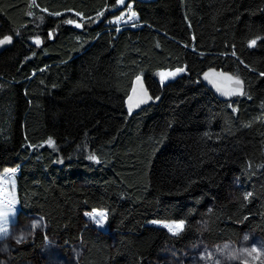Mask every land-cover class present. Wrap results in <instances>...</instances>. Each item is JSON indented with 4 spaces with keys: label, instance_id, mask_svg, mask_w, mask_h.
<instances>
[{
    "label": "trees",
    "instance_id": "16d2710c",
    "mask_svg": "<svg viewBox=\"0 0 264 264\" xmlns=\"http://www.w3.org/2000/svg\"><path fill=\"white\" fill-rule=\"evenodd\" d=\"M117 5L0 0V39L13 36L0 52V173L19 166L17 218L47 225L18 260L48 237L73 264H164L167 247L264 231V0H134L139 24L119 29L106 23ZM211 66L245 92L216 97L200 79ZM176 67L185 71L155 76ZM139 75L158 100L129 111ZM93 209L109 232L85 219Z\"/></svg>",
    "mask_w": 264,
    "mask_h": 264
},
{
    "label": "rangeland",
    "instance_id": "374dc122",
    "mask_svg": "<svg viewBox=\"0 0 264 264\" xmlns=\"http://www.w3.org/2000/svg\"><path fill=\"white\" fill-rule=\"evenodd\" d=\"M117 8L119 12L109 17L106 23L115 25L118 29L127 24L131 26L139 24V17L133 7V1L127 4L118 2ZM132 13H135L134 17H132ZM101 14L103 16L104 13ZM67 22L73 25H80L82 23V15L74 11L68 16ZM180 69H183V71H178ZM184 71L185 69L181 67L159 69L156 71L155 76L161 82H166ZM18 171L19 166H15L6 168L0 173V212H3L9 204L15 210L14 219H10L6 226L7 235L0 232V264H42L41 260L45 261V264H68V260L69 264L70 262L73 264L75 255L68 259L65 255L54 250L53 246H55V243H50L48 237L46 247L39 250L38 256L24 260H18L14 257L22 246V242L27 240L32 232L35 230L46 232L47 230L45 220L38 214H30L26 221H20L17 218L19 201L16 191V175ZM84 216L89 224L96 229L102 232L110 231L105 210L93 209L86 211ZM101 217L103 218L102 223L97 224L96 220L101 219ZM151 223L164 226L168 230V226H171L172 230L169 231L172 233L179 232L184 225L183 221H151ZM181 224V228L176 227V225ZM34 225L35 227H33ZM3 227L2 218H0V228ZM74 249L76 250L75 252L80 251L82 249L81 243H77ZM157 262L164 264H264V231L245 229L239 238L235 240L219 242L201 240L181 251L173 247H167L160 253Z\"/></svg>",
    "mask_w": 264,
    "mask_h": 264
},
{
    "label": "water",
    "instance_id": "95a60500",
    "mask_svg": "<svg viewBox=\"0 0 264 264\" xmlns=\"http://www.w3.org/2000/svg\"><path fill=\"white\" fill-rule=\"evenodd\" d=\"M130 1L134 0H124V4H127ZM5 37H11V40L0 44V52L11 44L13 40L12 35H6ZM5 37L0 40H4ZM200 79L205 86L214 92L216 97L223 101H229L236 96H240L246 90L245 82L240 77L236 76L231 71L216 66H211L205 69L200 74ZM237 81L240 83H237ZM156 100H158V98L154 97L151 93L145 75H139L135 78L131 91L126 98V106L128 109L131 108L132 111L138 112Z\"/></svg>",
    "mask_w": 264,
    "mask_h": 264
},
{
    "label": "snow or ice",
    "instance_id": "6c2138e0",
    "mask_svg": "<svg viewBox=\"0 0 264 264\" xmlns=\"http://www.w3.org/2000/svg\"><path fill=\"white\" fill-rule=\"evenodd\" d=\"M118 2L119 3H124V0H118ZM135 16V13H132V17H134ZM132 17H130V18H132ZM70 23H71V21H69ZM77 26H79V25H77ZM11 40V37H5L4 38V40H0V44H3V43H6V42H9ZM35 43L37 44V45H39L40 44V41H39V39H37L36 41H35ZM256 43V41L255 40H253L252 42H251V44H255ZM178 71H183V69H180V70H178ZM206 78H207V75H206ZM237 83H240L239 81H237ZM129 111H131V108L129 109ZM52 143V141H49V144H51ZM89 159H93V160H95L96 158L94 157V156H92V157H89ZM248 195H251L250 193L248 194ZM14 216H15V210L13 209V207L11 206V204H9L4 210H3V212H0V218H2V223H3V225H4V227L3 228H0V232H2L4 235H7V228H6V226L8 225V223L10 222V219H14ZM94 219H95V217H93ZM102 220H103V218L101 217V219H98V220H96V223L97 224H101L102 223ZM33 227H35V225L33 226ZM169 227V230L171 231L172 230V227L171 226H168ZM176 227L177 228H181L182 227V224L181 225H176ZM245 239H247V237H245ZM18 242H20V241H18Z\"/></svg>",
    "mask_w": 264,
    "mask_h": 264
}]
</instances>
